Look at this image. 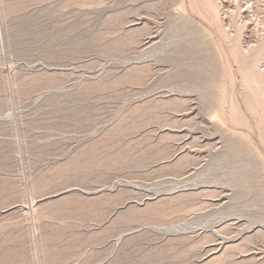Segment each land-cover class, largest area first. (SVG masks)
<instances>
[{
  "label": "rangeland",
  "instance_id": "374dc122",
  "mask_svg": "<svg viewBox=\"0 0 264 264\" xmlns=\"http://www.w3.org/2000/svg\"><path fill=\"white\" fill-rule=\"evenodd\" d=\"M0 264H264V0H0Z\"/></svg>",
  "mask_w": 264,
  "mask_h": 264
}]
</instances>
